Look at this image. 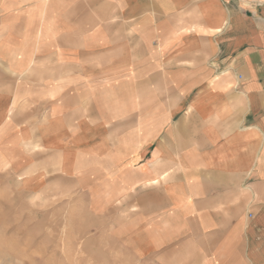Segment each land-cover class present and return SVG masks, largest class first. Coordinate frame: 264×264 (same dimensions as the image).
<instances>
[{"label":"crops","instance_id":"obj_1","mask_svg":"<svg viewBox=\"0 0 264 264\" xmlns=\"http://www.w3.org/2000/svg\"><path fill=\"white\" fill-rule=\"evenodd\" d=\"M16 155L137 264H264V0H0Z\"/></svg>","mask_w":264,"mask_h":264},{"label":"rangeland","instance_id":"obj_2","mask_svg":"<svg viewBox=\"0 0 264 264\" xmlns=\"http://www.w3.org/2000/svg\"><path fill=\"white\" fill-rule=\"evenodd\" d=\"M13 157L12 164L0 157V264H137L120 245L92 235L98 219L89 197L54 173L17 169L22 156Z\"/></svg>","mask_w":264,"mask_h":264}]
</instances>
